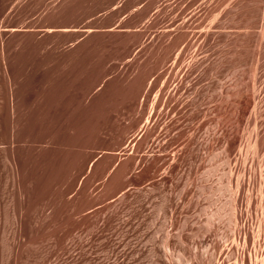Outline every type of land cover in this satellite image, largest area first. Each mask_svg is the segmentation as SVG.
<instances>
[{"label":"rangeland","instance_id":"374dc122","mask_svg":"<svg viewBox=\"0 0 264 264\" xmlns=\"http://www.w3.org/2000/svg\"><path fill=\"white\" fill-rule=\"evenodd\" d=\"M253 2L0 0V264H198L200 256L216 264L225 256V244L206 247L214 233L230 234L225 217L215 220L203 248H196L199 238L184 246L181 149L186 132L197 128L202 168L209 169L225 157L231 131L244 136L242 147L264 134V59L254 93L249 78L258 26L242 33ZM252 95L254 128L246 126L249 111L238 126ZM251 153L245 178L254 169ZM240 176L231 177L232 196ZM254 184L244 198L256 193ZM231 194L217 196L214 208ZM200 215L204 227L208 212ZM246 219L242 211L239 223ZM254 221L242 231H249V247ZM250 249L245 264L254 261ZM231 253L225 264L235 263L234 247Z\"/></svg>","mask_w":264,"mask_h":264},{"label":"bare ground","instance_id":"6f19581e","mask_svg":"<svg viewBox=\"0 0 264 264\" xmlns=\"http://www.w3.org/2000/svg\"><path fill=\"white\" fill-rule=\"evenodd\" d=\"M234 1V0H233ZM250 2V1H249ZM255 6L256 7H253L250 12H249V20H250V24L249 25H246L245 27H243V35L244 36H248L251 34L252 30L255 28L254 25H257L258 26V31L256 33V36H257V44L256 46H254V50L252 51V54H251V60H250V64H249V72H250V91L251 92H255V89H256V83H257V79H258V70L261 66V61L264 59V0H255ZM225 4V3H224ZM244 4V3H243ZM223 6V4H221ZM252 5V4H251ZM229 6V5H228ZM253 6V5H252ZM233 7V6H232ZM247 10V9H246ZM249 10V9H248ZM247 15V14H246ZM237 18V17H236ZM217 21V20H216ZM234 22V21H233ZM244 23V22H243ZM241 26V25H240ZM235 29V28H234ZM241 31V30H239ZM237 32H238V29H237ZM239 35V34H238ZM241 36V35H240ZM249 38V37H248ZM240 39V38H239ZM237 44V43H236ZM237 46V45H236ZM201 48V47H200ZM238 48V47H237ZM240 49V48H239ZM201 51V50H200ZM249 52V50H248ZM250 53V52H249ZM242 57V56H241ZM204 59V58H202ZM188 61V60H187ZM186 62V61H185ZM184 62V63H185ZM241 62V59L240 61ZM263 63V62H262ZM188 64V63H187ZM202 64H203V61H202ZM231 64V63H230ZM247 64V63H246ZM244 65V64H243ZM191 66V65H190ZM202 66V65H201ZM229 66V65H228ZM231 66V65H230ZM236 66H237V63H236ZM241 66V65H240ZM263 67V66H262ZM211 69V68H210ZM183 70V69H182ZM181 70V71H182ZM189 70V69H188ZM192 70V69H191ZM205 70V69H204ZM187 71V70H186ZM245 71V70H244ZM188 72V71H187ZM239 72V71H237ZM185 73V72H184ZM242 73V72H241ZM234 74V73H232ZM188 75V74H186ZM199 75V74H198ZM243 75V73H242ZM200 76H201V79L203 83V78L205 76L204 74V71H203V68L201 69V72H200ZM227 76V75H226ZM261 76V75H260ZM199 77V76H198ZM206 77V76H205ZM182 78V77H181ZM187 78V77H186ZM243 78V77H242ZM241 78V79H242ZM219 80V79H218ZM228 81V80H227ZM249 81V80H248ZM247 81V83H248ZM260 81V84H259V89L260 91L261 90H264V79L262 80H259ZM258 81V83H259ZM225 82V81H224ZM224 82H220L221 84H223ZM229 82V81H228ZM215 83V82H214ZM213 83V85H214ZM232 83V82H231ZM227 84V83H226ZM233 84V83H232ZM231 84V85H232ZM220 85V84H219ZM229 85V84H228ZM235 85V84H234ZM203 86V85H202ZM242 86V85H241ZM246 86V85H245ZM216 87V86H215ZM218 87V86H217ZM223 87V85H221V88ZM239 87V86H238ZM247 89L246 91L248 90V86H246ZM203 88V87H202ZM220 88V89H221ZM242 87H240L239 89L241 90ZM233 89V88H232ZM231 89V90H232ZM222 90V89H221ZM220 90V93L223 91ZM257 90V89H256ZM215 91V90H214ZM219 92V91H218ZM230 92V91H229ZM201 93V92H200ZM223 93V92H222ZM240 93V92H239ZM244 93V92H243ZM248 92H246V94H248ZM261 93V92H260ZM203 95V93H201ZM219 94V93H218ZM237 94V93H236ZM250 94V93H249ZM222 95V94H221ZM221 95L219 97H221ZM239 95V94H238ZM251 95V94H250ZM258 95V94H257ZM256 95V97H257ZM261 95V94H260ZM212 96V95H211ZM215 96V95H214ZM232 96V95H231ZM229 96V98L231 97ZM248 96V95H246ZM256 97H254L253 95L249 98H246L242 104V108L238 111L237 113V118H236V123L238 126H240V124H242L244 122V116L245 114L247 113L248 114V111H249V115L247 117V125L246 126H250L252 128H254V118H255V114L257 113L255 110H256V106L257 103H256ZM207 98V97H206ZM237 98V97H236ZM243 98V97H242ZM199 99V98H198ZM201 99V98H200ZM219 99V98H218ZM217 99V100H218ZM263 99V98H261ZM204 100V99H203ZM202 100V101H203ZM242 100V99H241ZM231 101V99H230ZM259 101V100H258ZM262 101V100H261ZM261 101H260V104H261ZM264 101V99H263ZM195 102V101H194ZM198 102V101H197ZM205 104V103H204ZM215 104V103H214ZM221 104V103H220ZM235 105V104H234ZM264 105V104H263ZM189 106V105H188ZM192 106V105H191ZM219 106V105H218ZM222 106V105H221ZM213 107V106H212ZM186 109V108H185ZM210 109V108H209ZM208 109V110H209ZM222 108H220L221 110ZM261 109V108H260ZM207 110V111H208ZM225 112H226V108L224 109ZM230 110H231V107H230ZM188 111V110H186ZM212 111V110H210ZM196 112L199 113L201 112L199 109H196ZM236 112V111H235ZM233 112V113H235ZM203 113V112H202ZM212 113V112H210ZM209 113V114H210ZM221 113V112H220ZM224 113V112H223ZM195 115V114H194ZM219 115V113H218ZM228 115V114H227ZM226 115V116H227ZM233 115V114H231ZM230 115V116H231ZM257 115V114H256ZM259 115V114H258ZM187 116V115H186ZM207 116V113L206 115ZM215 116V114H214ZM225 116V117H226ZM261 116V114H260ZM259 116V117H260ZM189 117V116H188ZM187 117V118H188ZM204 116H202L203 118ZM258 117V118H259ZM262 117V116H261ZM206 118V117H205ZM215 118V117H214ZM186 119V118H185ZM198 119V118H197ZM222 119V118H221ZM220 119V120H221ZM226 119V118H224ZM229 119V118H228ZM189 120V119H188ZM219 120V121H220ZM257 120V119H256ZM200 121V120H199ZM208 121V120H207ZM223 121V120H222ZM234 122V121H233ZM232 122V123H233ZM261 122V121H260ZM194 123V121H193ZM205 123V122H204ZM213 123V122H212ZM219 123V122H218ZM231 123V122H230ZM184 124V123H183ZM263 124V123H262ZM220 125V124H219ZM219 125H216L218 127H220ZM186 126V125H185ZM194 126V125H193ZM202 126V125H201ZM210 126V124H209ZM214 126V125H213ZM224 126V125H223ZM222 126V127H223ZM237 126V127H238ZM258 127V123L256 125ZM208 127V126H207ZM206 127V128H207ZM228 127V126H227ZM226 127V128H227ZM256 127V128H257ZM210 128V127H209ZM213 128V127H211ZM241 128V127H240ZM187 129V127H186ZM200 131V128H198ZM216 129V128H214ZM213 129V130H214ZM239 129V128H238ZM250 128H247V130L249 131ZM264 129V127H263ZM193 130V129H192ZM197 128L194 129L193 131H189L186 132L185 136H184V141H183V144H182V157H183V162L185 163V168H184V171H183V178H182V187H181V200L183 201V207L186 211V214H185V217H184V222H183V225L184 226V231L180 232V230L178 232L182 233L181 236L183 235L184 237H182V239L184 238L183 240V243H184V246L189 249L190 247V244L193 242L194 244V241H196L198 238L200 240H198V243L196 244V248L201 249L203 248V240H205V236H207L206 234L208 233H211L214 229H215V220L217 218H226V222L227 224H229L231 226V228H229V230L231 229V232L230 234L228 235H225V236H218L217 235V232L214 233V241L212 240V243L209 245V246H206L208 250L211 249V247L215 248L218 244H225L224 245V251H226L225 253V256L223 257L222 255H220V257L217 259V263L216 264H225L229 259L230 257L233 256V253H231V250L232 248L234 247L237 251V255H235V263L234 264H245V260L243 259V252L246 250H253L254 252V261L252 259V263L251 264H264V250H260L262 245L264 244V240H263V237H262V233H260L261 229L264 227V134L260 137H258L257 135L260 133L258 132V134L256 135V138L253 142H247V143H244L245 145L242 147L241 145V142L240 140L243 139V137H241V139L239 138V136H237L236 133H229L227 134V141H226V148L224 147L223 148V152L222 154L225 155V157L222 159V162L214 167H211L209 169H203L202 168V158L200 159V155H199V147H200V142L197 140V137L195 135V132H196ZM209 130V129H208ZM241 130V129H240ZM245 130V128H244ZM185 131V130H183ZM207 131V130H206ZM205 131V132H206ZM218 131V129H217ZM223 131V130H222ZM225 131V130H224ZM223 131V132H224ZM239 132V130H237ZM210 132V131H209ZM208 132V133H209ZM245 132V131H244ZM185 133V132H184ZM216 133V132H215ZM214 133V134H215ZM240 133V132H239ZM203 134V133H202ZM206 134V133H205ZM211 133L208 134V136H210ZM220 135V134H219ZM222 135V133H221ZM239 135V134H238ZM207 137V135H205ZM215 136V135H214ZM213 136V138H214ZM246 136V135H245ZM205 137V138H206ZM254 137V132H253V136ZM200 138V137H199ZM204 138V139H205ZM212 138V139H213ZM215 138H218V137H215ZM207 140V139H206ZM217 140V139H216ZM202 141V139L200 140ZM218 141H219V138H218ZM244 141V139H243ZM209 142V141H208ZM215 142V140L213 141ZM219 143V142H218ZM225 143V141L223 142ZM202 145V144H201ZM208 147H209V143L206 144ZM205 145V146H206ZM218 145V144H216ZM223 145V144H222ZM206 146V147H207ZM217 147V146H215ZM202 148V147H200ZM205 148V147H204ZM203 149V148H202ZM206 149V148H205ZM225 149V150H224ZM201 151V150H200ZM207 151V149H206ZM248 151H251L253 154L252 157H250V162L249 164L252 166V168L254 167L253 169V172L251 173V175L249 174V177H246L247 174L245 175V173L248 171V167L246 164V160L248 161ZM174 152V151H173ZM205 152V151H204ZM221 152H217L215 154L217 155H212V158L213 157H219L221 154ZM250 153V152H249ZM204 155L206 153H203ZM209 155V154H207ZM222 156V155H221ZM202 157V156H201ZM206 157V155H205ZM223 157V156H222ZM211 158V159H212ZM218 159V158H217ZM206 161V160H205ZM211 161V160H210ZM208 161V162H210ZM207 162V163H208ZM203 163H204V160H203ZM212 163V161L210 162ZM238 163H241V168L238 169ZM215 164V162L213 163ZM209 165V163L207 164ZM218 166H222L226 169H221L220 167ZM204 167V166H203ZM220 168V170L218 169ZM181 170V169H180ZM252 171V169H251ZM249 172V171H248ZM180 173V172H179ZM241 173V176L238 178L237 180V183H236V191L235 193L231 194V177L233 174H239ZM217 176V183L215 185L212 186V184L209 183V181L211 182V178L213 177L214 180H215V177L213 176ZM234 178V177H233ZM213 181V180H212ZM256 183V185L254 184ZM253 184L255 185L256 187V193H254L253 195L251 194H247V196H244L242 195V192L244 193V190H250L251 188H253ZM172 185V184H171ZM233 185V184H232ZM172 189V188H170ZM173 191V190H171ZM233 192V191H232ZM250 192V191H249ZM172 193V192H171ZM225 193H230L231 195V198L230 200L227 202L225 201L226 203H223L222 205L218 206L217 208H214V205H215V198L217 196H222L223 194ZM253 193V192H252ZM171 196V195H170ZM226 196V195H225ZM169 197V196H168ZM172 197V196H171ZM180 196H178L179 198ZM206 198V200L208 201L207 203V206L203 207L201 206V201H202V198ZM219 197H217L219 199ZM216 198V199H217ZM222 198V197H220ZM225 198V197H224ZM180 199V198H179ZM226 199V198H225ZM168 200V199H166ZM165 200V201H166ZM206 200L204 199V201L206 202ZM222 200V199H221ZM220 200V202H221ZM169 201V200H168ZM170 204H171V200L169 201ZM176 202V201H175ZM204 202V204H205ZM223 202V201H222ZM167 203V201L165 202ZM169 204V205H170ZM182 203L180 202V205ZM220 203H218L219 205ZM168 205V206H169ZM178 205V204H176ZM179 205V206H180ZM203 205V204H202ZM167 208V207H166ZM173 208V207H172ZM178 208H176L177 210ZM193 209L194 210V215H195V218H193L191 220L190 216L193 214H191L189 216L188 212H190V210ZM173 210V209H172ZM170 210V211H172ZM182 210V209H181ZM168 211V210H167ZM242 211L245 212V214L247 215V219L249 218V222L250 223V219L251 220H255V224H257V230L255 231V233L252 231L251 233V241H250V247H249V243H248V240H247V234L246 232H244V234H242V231L243 229H246L247 228V219L242 222L241 224L239 223V219H240V215H242ZM252 211V212H251ZM173 212V211H172ZM175 212V211H174ZM177 212V211H176ZM201 212L204 214L205 212H208V215L206 217V221H205V225L204 227L202 226H199V215L201 214ZM227 212V214H226ZM182 213H184L182 211ZM191 213V212H190ZM200 213V214H199ZM253 213V215L251 216V214ZM174 214V213H173ZM175 215V214H174ZM167 216V215H166ZM181 216V215H180ZM201 216V215H200ZM205 216V215H204ZM244 216V215H243ZM168 217V216H167ZM182 217V216H181ZM193 217V216H192ZM242 217V216H241ZM172 218H173V215H172ZM204 218V217H203ZM202 218V219H203ZM171 219V218H169ZM179 219V218H178ZM182 219V218H181ZM172 220V219H171ZM177 220V219H176ZM175 220V221H176ZM168 221V219H167ZM173 221V222H175ZM201 221V220H200ZM203 221V220H202ZM222 221V219H221ZM243 221V220H242ZM169 222V221H168ZM167 222V223H168ZM178 222V220H177ZM176 222V223H177ZM218 222V220H217ZM220 222V221H219ZM224 222V220H223ZM172 223V222H171ZM219 224V225H218ZM217 225L220 226V223H218ZM222 224V223H221ZM226 224V223H225ZM169 225V223L167 224ZM167 225L165 227H167ZM224 225V224H223ZM227 226V225H226ZM229 226V227H230ZM256 226V225H255ZM173 227L174 226V223H173ZM191 228V229H190ZM192 228H194L192 230ZM227 228V227H226ZM248 228H249V225H248ZM168 229V228H167ZM165 228V230H167ZM173 229V228H172ZM182 229V227H181ZM217 229H220V228H217ZM264 229V228H263ZM171 230V229H170ZM216 230V229H215ZM223 231V230H222ZM172 232V231H171ZM219 232V231H218ZM170 233V232H168ZM179 233V234H180ZM222 233V232H221ZM224 233V231H223ZM173 234V233H172ZM171 234V236H172ZM178 234V233H177ZM170 235V234H169ZM167 236V235H166ZM175 236V235H174ZM180 236V235H179ZM211 236V235H210ZM170 237V236H169ZM173 237V236H172ZM205 238V239H204ZM172 239V238H171ZM181 239V241H182ZM210 240V239H209ZM164 241H168L166 240V238L164 239ZM178 241L180 242V239H178ZM164 243V242H163ZM167 244V242H165ZM169 243V241H168ZM182 244V243H181ZM175 245V244H174ZM178 245V243L176 244ZM180 245V244H179ZM165 247V245H163ZM162 246V247H163ZM183 246V248H184ZM223 246V245H222ZM161 247V248H162ZM167 247V246H166ZM170 247V246H168ZM205 247V246H204ZM220 247V246H219ZM155 248V247H154ZM173 248V247H171ZM180 248V246H179ZM183 248H182V251H183ZM195 248V249H196ZM222 248V247H221ZM164 249V248H163ZM185 249V248H184ZM192 249V247H191ZM156 250V248H155ZM165 250V249H164ZM177 249H175L176 251ZM215 250V249H214ZM212 250V253L213 251ZM220 250V249H219ZM217 250V251H219ZM166 251V250H165ZM168 251V249H167ZM174 251V252H175ZM180 251V250H179ZM185 251V250H184ZM194 251V250H193ZM197 251V249H196ZM171 252V251H170ZM173 252V251H172ZM181 252V251H180ZM178 252V253H180ZM187 252V251H185ZM190 252V251H189ZM198 252V251H197ZM194 253V254H197ZM202 252V250H201ZM234 252V250H233ZM249 252V251H248ZM154 253V251L152 252ZM164 253V252H163ZM218 253V252H217ZM223 253V252H222ZM155 255L153 257L156 256V252L154 253ZM185 254V253H184ZM190 254V253H189ZM215 254H216V251H215ZM224 254V253H223ZM246 254V253H244ZM153 255V254H152ZM171 255L172 253H169V256L171 258ZM174 255V254H173ZM180 255V254H179ZM178 255V256H179ZM202 255V254H201ZM217 255V254H216ZM215 255V256H216ZM252 255V254H251ZM167 256V255H166ZM183 256V255H182ZM190 256V255H189ZM199 256V255H198ZM210 256H213L214 255H210ZM218 256V255H217ZM223 258H222V257ZM168 257V256H167ZM166 259L168 260L169 258ZM175 257V255H174ZM173 257V258H174ZM181 257V255H180ZM191 257V256H190ZM157 258V257H156ZM161 258V256H160ZM179 258V257H178ZM184 260L185 258V255L184 257H182ZM196 258H199L197 257L196 255ZM206 258V259H205ZM208 257H204L203 260H207ZM175 259V258H174ZM181 259V258H179ZM192 259V258H190ZM211 259V258H209ZM233 259V258H232ZM231 259V261H232ZM156 260V259H155ZM173 261V259H171ZM170 260V261H171ZM176 260V259H175ZM174 260V261H175ZM185 260H187L185 258ZM196 260V259H195ZM163 261V259H162ZM169 261V260H168ZM171 261V262H172ZM173 261V262H174ZM192 261V260H190ZM190 261L188 262V260L186 262L190 263ZM199 263L198 264H205V261L203 262L202 259H201V256H200V259L198 260ZM211 261V260H210ZM210 261H207L210 263ZM215 260L212 259V262H214ZM229 261V263L231 262ZM154 262V261H153ZM177 264H178V261H176ZM183 262V261H182ZM181 262V263H182ZM194 261H192L193 263ZM197 262V261H196ZM185 263V262H184ZM195 263V262H194ZM193 263V264H194ZM154 264V263H153ZM161 264V263H160ZM170 264V263H169ZM187 264V263H186Z\"/></svg>","mask_w":264,"mask_h":264}]
</instances>
